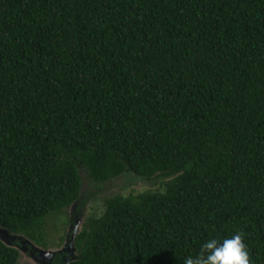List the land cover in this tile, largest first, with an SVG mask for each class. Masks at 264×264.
I'll return each instance as SVG.
<instances>
[{"label":"trees","instance_id":"obj_1","mask_svg":"<svg viewBox=\"0 0 264 264\" xmlns=\"http://www.w3.org/2000/svg\"><path fill=\"white\" fill-rule=\"evenodd\" d=\"M82 171L107 198L69 264H264V0H0V226L48 248ZM21 253L0 240V264Z\"/></svg>","mask_w":264,"mask_h":264},{"label":"rangeland","instance_id":"obj_2","mask_svg":"<svg viewBox=\"0 0 264 264\" xmlns=\"http://www.w3.org/2000/svg\"><path fill=\"white\" fill-rule=\"evenodd\" d=\"M82 178L84 186L82 201L77 206L53 215L47 220L48 248L22 235L0 234L6 243L20 251L19 264H56L59 263L55 261L59 254L65 255L63 264L75 261L77 258L75 237L83 230L89 218H100L104 214L107 198L116 195L138 196L148 191H164L162 182L156 184L144 182L131 174L105 185L95 183L86 171H82Z\"/></svg>","mask_w":264,"mask_h":264},{"label":"clouds","instance_id":"obj_3","mask_svg":"<svg viewBox=\"0 0 264 264\" xmlns=\"http://www.w3.org/2000/svg\"><path fill=\"white\" fill-rule=\"evenodd\" d=\"M184 264H250V260L242 234L237 232L230 238L203 242L200 252L195 257H186Z\"/></svg>","mask_w":264,"mask_h":264},{"label":"water","instance_id":"obj_4","mask_svg":"<svg viewBox=\"0 0 264 264\" xmlns=\"http://www.w3.org/2000/svg\"><path fill=\"white\" fill-rule=\"evenodd\" d=\"M83 189H84V186L82 187V192H81V199H82V197H83ZM77 204L78 203H76L75 205H73V206H77ZM1 233H12V232H10L9 230H7V229H5V228H3V227H1L0 226V234ZM13 234V233H12ZM14 235H17V234H14ZM23 236V235H22ZM15 237H17V236H15ZM77 237V236H76ZM76 237H75V239H76ZM0 240L6 245V246H8V247H11V248H15L14 246H12V245H10L9 243H6L5 242V240L2 238V236H0ZM75 241V240H74ZM73 241V242H74ZM15 249H17V248H15ZM18 250V249H17Z\"/></svg>","mask_w":264,"mask_h":264},{"label":"flooded vegetation","instance_id":"obj_5","mask_svg":"<svg viewBox=\"0 0 264 264\" xmlns=\"http://www.w3.org/2000/svg\"><path fill=\"white\" fill-rule=\"evenodd\" d=\"M64 258H65V255L59 254V256L56 257V260H55V261H58L59 263L56 262V264H63L65 261Z\"/></svg>","mask_w":264,"mask_h":264}]
</instances>
